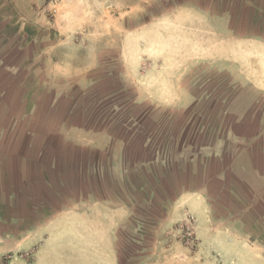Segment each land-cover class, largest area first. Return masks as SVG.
<instances>
[{
  "label": "crops",
  "instance_id": "0c3cea01",
  "mask_svg": "<svg viewBox=\"0 0 264 264\" xmlns=\"http://www.w3.org/2000/svg\"><path fill=\"white\" fill-rule=\"evenodd\" d=\"M12 2L0 0V258L18 239L32 264H119L133 197L186 167L195 185H180L179 205L195 213L211 191L264 194V0L156 9L127 48L121 19L59 38L30 5L12 17ZM199 66L227 78L194 94L186 77ZM208 103L215 119L193 126Z\"/></svg>",
  "mask_w": 264,
  "mask_h": 264
},
{
  "label": "rangeland",
  "instance_id": "374dc122",
  "mask_svg": "<svg viewBox=\"0 0 264 264\" xmlns=\"http://www.w3.org/2000/svg\"><path fill=\"white\" fill-rule=\"evenodd\" d=\"M87 1L15 0L17 5L10 4V14L12 17L24 15L30 5L33 12L30 21L37 28L43 32L50 28L59 38L74 39L96 33L98 24L109 28V21L116 17L123 20V44L127 48L134 45L130 34L136 30L145 31L156 9L175 13L185 8L184 4L193 2H197L200 8H210L203 0H159L157 6L156 2L148 0H138L139 5L127 4L131 0H123L126 2L123 5H115V0H106V4L100 5L94 3L96 0H90L94 4H85ZM105 15L106 21L103 20ZM135 16L140 20H133ZM144 34L148 35L147 32ZM209 78L223 81L227 75L199 66L186 77L187 87L194 94L210 92L214 82L203 88L199 86ZM196 108L203 114L209 113V117L200 118L193 126L215 119L214 115L211 119L210 113L217 111L211 110L210 103L206 109L200 105ZM155 115L157 117L159 113ZM171 115L178 117L177 111H172ZM219 115L220 111L217 120L221 121ZM192 120L188 119V122L193 124ZM145 123L151 126L150 121ZM185 170L186 173L172 174L170 188L166 183H153L154 191L140 192L135 199L133 197L135 219L118 233L119 264H264V194L251 192L249 196L239 198L225 188L211 191L208 193L210 206L207 214L195 213L194 202L190 208L179 205L180 185H195L194 174L189 167ZM17 241L11 239L7 249L13 251L0 258V264H32V250L15 252Z\"/></svg>",
  "mask_w": 264,
  "mask_h": 264
}]
</instances>
